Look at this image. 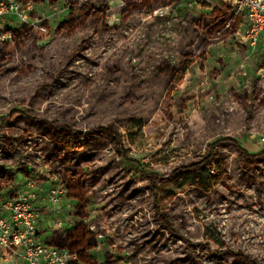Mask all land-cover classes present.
Instances as JSON below:
<instances>
[{"label": "rangeland", "instance_id": "rangeland-1", "mask_svg": "<svg viewBox=\"0 0 264 264\" xmlns=\"http://www.w3.org/2000/svg\"><path fill=\"white\" fill-rule=\"evenodd\" d=\"M18 1L30 23H0V47L11 42L7 28L46 21L49 35L0 66V199L34 198L47 245L57 231L88 226L98 264H183L190 251L194 264H229L231 253L264 264V157L244 165L241 152H264V39L252 49L229 36L205 59L196 49L174 79L155 77L161 62L177 64L172 46L188 16L234 0H182L130 17L122 0ZM14 111L20 127L8 124ZM101 127L113 133L82 169L91 203L79 216L52 151L86 157L80 146ZM212 151L224 168L178 172ZM52 190L61 192L55 203ZM12 262L0 250V264Z\"/></svg>", "mask_w": 264, "mask_h": 264}, {"label": "trees", "instance_id": "trees-1", "mask_svg": "<svg viewBox=\"0 0 264 264\" xmlns=\"http://www.w3.org/2000/svg\"><path fill=\"white\" fill-rule=\"evenodd\" d=\"M28 1V0H27ZM37 4L49 2L51 5H56L57 0H33ZM124 2V16L130 17L136 11L147 10L149 13L161 8H169L182 0H122ZM241 24L240 17H234L231 10V5L226 4L222 8H213L208 16H188L182 26L179 27L178 35L172 50L176 52L178 57L177 64L170 65L161 62L156 66L155 77L158 80H172L178 75L182 74L189 65L194 62L196 58V49H199V55L205 59L208 48L216 41H223L229 36H233ZM65 23H61L59 28H62ZM41 27L45 28V32L28 25L22 26L15 30L7 28L5 33L11 36V42H4L0 47V66L10 61L14 53H19L23 47L30 41L37 42L48 37V23L45 21ZM7 51L8 54H5ZM23 117L21 112H12L7 117L8 124L15 127H20L18 120ZM113 131L110 128H97L91 136L83 144L81 149L86 157L77 159L76 152L71 148H53V162L54 168L59 171L58 177L61 183L65 184L69 195L78 201L75 213L79 216H85L86 209L90 205V194H87L88 184L86 179L88 172H84L83 167L88 165V161H93V154L97 151L107 150L108 141L106 136L111 135ZM239 148V145L235 144ZM243 153L242 162L244 165L256 166L263 161L264 152L255 155H249L241 149ZM211 162L215 165L224 164L221 158L213 151L207 158L201 159L191 164L178 168V172H191L195 178L199 177V172L203 166H210ZM214 164V163H213ZM221 172V168L219 167ZM226 170V169H225ZM223 174L225 175L226 171ZM222 174V172H221ZM220 180L221 178H214ZM158 213L157 222L170 230L168 222L169 214L161 210ZM48 246L58 249H67L72 255H76L77 259L71 264H98L97 260L93 258L89 251L98 245L95 233L84 224L76 225L73 229L67 231H57L48 240ZM190 251L183 259V264H194L195 257ZM223 255V254H221ZM227 262L229 264H258V262L250 257L241 254H229ZM118 261H122L119 259ZM117 261V262H118ZM102 264H117L106 259Z\"/></svg>", "mask_w": 264, "mask_h": 264}, {"label": "built area", "instance_id": "built-area-1", "mask_svg": "<svg viewBox=\"0 0 264 264\" xmlns=\"http://www.w3.org/2000/svg\"><path fill=\"white\" fill-rule=\"evenodd\" d=\"M231 10L234 17L241 18L233 38L252 49L263 47L264 0H234ZM0 23L12 27L30 22L18 0H0ZM39 29L43 31V27ZM28 187L32 189L33 184ZM50 193L51 201L57 202L61 192ZM34 201L23 193L13 199H0V250L12 264H71L74 255L68 250L50 247L44 242V224Z\"/></svg>", "mask_w": 264, "mask_h": 264}]
</instances>
